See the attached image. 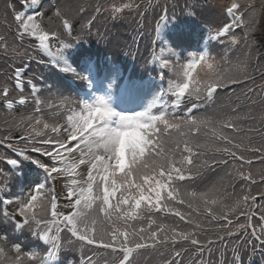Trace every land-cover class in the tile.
<instances>
[{
  "label": "snow or ice",
  "instance_id": "6c2138e0",
  "mask_svg": "<svg viewBox=\"0 0 264 264\" xmlns=\"http://www.w3.org/2000/svg\"><path fill=\"white\" fill-rule=\"evenodd\" d=\"M41 7L42 0H7L0 13L6 30L0 32V108L33 105L0 129V264H137L146 251L160 264H185L190 251L189 264H213L204 255L211 257L217 245L223 259L216 264H244L242 253L249 248L264 264V111L254 126L251 108L242 113L240 96H229L220 106L226 111L196 115L237 88L251 105L257 103L253 95L264 105V70H256L262 83L249 86L256 80L249 72L250 51L232 64L206 45L188 43L191 36L182 27L166 35L176 21L170 17L176 0H102L79 30L70 9L57 7L53 25V17L45 23ZM213 7L221 19L208 39L234 46L243 40L250 50V34L260 23L251 0H213ZM87 11L76 9L82 17ZM149 12L153 27L145 31ZM126 13L140 17L132 45L138 51L147 37L159 85L152 78L125 77L116 64L101 66L83 49L99 18L107 14L117 21ZM33 62L63 73L68 85L78 82L68 87L75 96L59 88L56 103L43 96L54 85L32 69ZM45 107L54 118L45 116ZM29 166L40 171L42 182L27 180ZM17 180L27 192L13 191ZM60 181L67 212L59 210L54 185ZM196 181L206 186L181 187ZM256 185L261 187L253 192ZM157 214L191 227L158 224ZM12 233H26L29 244Z\"/></svg>",
  "mask_w": 264,
  "mask_h": 264
},
{
  "label": "trees",
  "instance_id": "16d2710c",
  "mask_svg": "<svg viewBox=\"0 0 264 264\" xmlns=\"http://www.w3.org/2000/svg\"><path fill=\"white\" fill-rule=\"evenodd\" d=\"M182 1L184 0H176L177 5H181ZM98 2H102V0H61L60 1V7L61 8H66V9H70L71 11V15L74 19H76V26L80 29V23L83 21V19L86 18L87 15L91 14L92 9L94 8V6L98 3ZM198 2V1H197ZM7 3V0H0V13L3 12L5 4ZM200 3V2H199ZM262 5H264V0H257V3L254 4L256 13L259 17L260 23L257 25V35H258V39L259 42L262 43V45L264 46V7H262ZM80 6H83L84 8H86L88 11L87 13H85V15L82 17L80 15L77 14L76 9ZM190 11H194L196 13L197 18H200L202 20H204L207 23H216V22H220V17L217 15L215 9L213 6H209V7H204L200 4H195V8H190ZM53 13L54 10H50L48 12L47 15V19L49 22V17H53ZM10 19V18H9ZM51 22H55V18L53 17ZM112 22L114 23L113 20H111L110 18L107 17V14H105L103 17L99 18L96 25L93 27V31L95 33V40H97L98 38H100V36H104L106 39H108V41H110V45L107 47V60H111L115 58V55L117 54V52L120 49V43L118 41L117 38L114 37V35L111 32L112 29ZM107 29L104 31L105 26H107ZM114 25H116L114 23ZM208 25V24H207ZM209 26V25H208ZM210 27V26H209ZM6 31L3 27H0V32H4ZM9 40L11 41L12 38L11 36H9ZM261 48V47H260ZM93 49H96V46L93 45ZM219 52L220 54V59H226L227 60V56L222 55L221 51L219 50H210L211 54L215 56L214 52ZM264 53V49L262 51ZM262 63H264V57L261 60ZM250 72V71H249ZM222 97V95L219 96V98ZM241 98V102L244 105V108H247L245 104V102H243V99H245L243 96H240ZM252 99L256 100L257 103L255 105H251V111H252V115L256 116L257 118L260 117V114L262 111H264V105H262L260 103V97L258 95H253ZM246 101V100H245ZM225 104V103H223ZM242 108V113L243 112H247L249 110L248 109H244ZM3 112L4 115H7V112L4 111L3 108L0 109V115L2 117H0V124L3 121ZM218 113H220L219 110H217ZM251 123V122H250ZM254 126H259V119H257L255 121ZM197 139L203 143L204 142V137L200 136L197 137ZM217 172L222 174L223 172V168L221 166V168L217 169ZM209 178H214V176L212 174H210ZM206 186V182H201V181H196L195 184H193L192 182H184V184L181 186L182 189L183 188H187L189 190H196V189H202ZM260 187L257 186H253V192L257 191ZM228 192L231 193L232 189L229 188ZM236 192L239 193L240 192V182H237L236 185ZM181 208L182 211L187 212L189 211L186 206H179ZM156 220L159 222V224H165L167 226L173 227V226H179L180 228H185V229H190L191 226L189 225H185L182 221H179V219L177 217H172V216H166V215H159L155 217ZM194 218L195 217V213H194ZM199 219L203 220V217H199ZM146 224V222H145ZM205 237L203 234H201L200 239L203 240ZM20 240V241H19ZM18 241L24 245L29 244V238L27 237V235L23 236L22 238H20Z\"/></svg>",
  "mask_w": 264,
  "mask_h": 264
},
{
  "label": "rangeland",
  "instance_id": "374dc122",
  "mask_svg": "<svg viewBox=\"0 0 264 264\" xmlns=\"http://www.w3.org/2000/svg\"><path fill=\"white\" fill-rule=\"evenodd\" d=\"M121 71H122V69H121ZM156 84H157V83H156ZM149 98H150V97H149ZM67 203H68V202H67ZM67 203H65V204H67ZM65 204H64V205H65ZM64 205H63V210H62V211H64V212H67V211H69L70 209H68V208H65V207H64Z\"/></svg>",
  "mask_w": 264,
  "mask_h": 264
}]
</instances>
